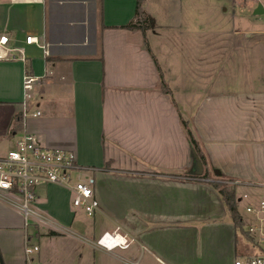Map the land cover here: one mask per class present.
Wrapping results in <instances>:
<instances>
[{
	"label": "crops",
	"instance_id": "0c3cea01",
	"mask_svg": "<svg viewBox=\"0 0 264 264\" xmlns=\"http://www.w3.org/2000/svg\"><path fill=\"white\" fill-rule=\"evenodd\" d=\"M241 1L142 0L155 25L143 32L125 26L136 20L137 0H0V34L25 51V57L15 52L13 58L0 59V116L5 117L0 139L15 144L20 134L32 132L47 147L74 151L78 165L100 182L116 173L138 174L133 197L116 196L111 203L100 194V182L94 189L98 213L137 242L127 248L97 247L101 233L96 234L92 223L69 229L71 193L55 184L40 187L38 197L44 189L47 198L39 203L41 209L65 224L50 217L60 229L48 228L59 235L36 234L46 241L32 257L37 264H228L231 259L233 264L238 256L264 254V245L238 244L239 232L213 185L235 184L236 194L244 187L255 203L264 195V83L254 88L237 82L242 78L246 84L255 73L264 74V14H254L264 2ZM27 35L40 44H26ZM145 37L171 94L161 88ZM25 74L38 78L31 100L26 98ZM25 103L41 115H26L17 127ZM182 119L204 155L203 172L219 169L224 174L219 179L193 177V144ZM167 184L189 193L160 197ZM242 197L236 195L246 222L239 207ZM1 198L8 202L7 195ZM171 201L177 204L163 207L162 202ZM192 202L206 209L197 222L200 227H232V251L222 252L219 242L216 250L203 248L199 257L192 253L186 261L174 253L168 224L191 221ZM133 214L138 220L153 214L157 227L125 231L118 221ZM17 215L23 222L19 211ZM24 227L0 214L5 264H27L23 246L34 235L21 233ZM100 229L110 230L105 224ZM15 244L20 249L12 254L9 248Z\"/></svg>",
	"mask_w": 264,
	"mask_h": 264
},
{
	"label": "built area",
	"instance_id": "2783aa9c",
	"mask_svg": "<svg viewBox=\"0 0 264 264\" xmlns=\"http://www.w3.org/2000/svg\"><path fill=\"white\" fill-rule=\"evenodd\" d=\"M25 43L40 44L39 39L33 35H27ZM15 52L25 57L23 47L13 43L7 34H0V59L13 58ZM37 79V76L31 74L24 75V88L29 100L32 99L31 90ZM26 103L24 116L29 111ZM31 114L40 116L41 111L36 109ZM75 171L79 172L78 179L73 176ZM87 173H90L89 169L78 165L74 151L47 147L34 133L25 131L16 138L13 148L0 156V196H8V202L22 214L26 228L38 223L59 230L60 225L39 206L38 189L51 184L64 187L72 193L74 206H81L87 215L94 216L96 212L101 211V206L94 192L95 178ZM248 197V194H244L242 198ZM245 210L252 214L245 229L252 237L255 236L257 241L264 242V198L256 203L248 202ZM134 241V237L121 231L118 226L113 231L103 232L95 245L104 250H111L117 247L127 248ZM38 250L39 246L30 243L27 238V264H37L31 255ZM233 264H264V254L238 256L233 260Z\"/></svg>",
	"mask_w": 264,
	"mask_h": 264
},
{
	"label": "rangeland",
	"instance_id": "374dc122",
	"mask_svg": "<svg viewBox=\"0 0 264 264\" xmlns=\"http://www.w3.org/2000/svg\"><path fill=\"white\" fill-rule=\"evenodd\" d=\"M262 1L264 2V0H262ZM239 2H244V1L239 0ZM246 3L247 4L257 3L258 4V1L257 0H246ZM237 11L242 12L241 9H237ZM209 31H211V29H209ZM209 35H211V34H209ZM145 47H146V45H145ZM262 75H264V74L255 73L254 75H252L251 80H248L246 84L241 83L242 78H240L237 82L241 86H244V85L250 86V87L252 86L254 88L259 87L262 83H264V76H262ZM258 76H260L262 79H259ZM32 111H33V108L29 109L27 116H30ZM4 122H5V117L0 116V128H1L0 131H2V127H3ZM0 133H2V132H0ZM13 144H14L13 141H11L10 139L1 138L0 139V151H1V153H5L8 150H10L11 148H13ZM62 149L71 150V149H67V148H62ZM203 174H204V172L201 175H203ZM205 174L206 175L203 176L204 178L206 176H208V177L216 180V179H219V177H221V176H216L212 172V169L210 171L207 170L205 172ZM87 175H93V177L95 178V184H94V189H95L96 185H98V182H100L98 177L92 173H87ZM116 175L111 176L110 180L106 181L105 183H104V180L100 182V184L102 185L99 188L100 194L104 198H107L106 197V195H107L109 197V200L111 201V203L114 202V200L112 198L115 199L116 196H118V198H121V197L123 198L124 195H128L129 197L130 196L133 197V193L136 190L134 187V182H132V181H134L136 179V177H138L137 173H127V174L124 173L121 175L116 173ZM201 175H199V177H202ZM221 175L223 176L224 174H221ZM73 176H74V178L78 179L79 172L78 171L73 172ZM223 182L227 186L235 187V184L227 183L226 181H223ZM122 184L126 185V186L129 185V186L123 187ZM131 185L133 187H130ZM166 186L168 188V189L167 188L164 189L166 193H163V190H162L160 197H167L168 196V197H171V199H174L175 197H181V193H185V195H188V193H189V191H187V190L184 192H180L179 190H174V189H172L173 186L170 184H167ZM160 190H161V188H160ZM244 193L249 194L248 190L246 188L239 187L237 189V194L239 195V197H242ZM193 195L198 196L196 194V192H193ZM156 197H159V196L157 195ZM72 198H73V195L71 193L70 197H68L69 202H70L69 207H70V211L74 214V216H73L72 223H71L72 225L70 227L68 226L69 229L75 230L77 228V226H79V225L81 227L86 228L92 223V225L95 227V231H96L97 235H100V233L101 234L103 233V232H101L100 228L104 224L110 228L109 231L114 230L113 229L114 227L111 225L110 221L106 217L102 216L98 212H96L94 216L87 215V213L84 211V209L81 206H74L72 204ZM249 198H250V196L248 197V199L242 198V200L240 201V205H239L240 210L242 212V215L244 217V220L246 221V222H244L245 227H248L247 223L251 220V217H252V214L246 212V210H245V207L248 204V202H253V201L249 200ZM261 198H264V195ZM45 202H47V198H46V192L43 189L41 191V196L38 197V203H45ZM135 202H136V199H135ZM171 202H172L171 204H168L167 202H162V204H165V205H163V207L168 209L169 207L175 206L177 204V201H171ZM154 204H157V203H154ZM134 207H135V205L133 203L132 208H134ZM134 209H131L129 213H134ZM117 210L120 211L119 207ZM188 210L190 211V212H188V215L193 217V219L191 221H188L187 219H184V220L182 219L181 221L177 220V221H171L169 224L167 223L168 225L172 226L168 229L169 230L168 232L173 233V234H171V237H170L172 243H170L169 245L171 246V248L175 254H177L181 258L185 259V261H186V260L192 259V258H190L192 256V253L194 254V257H199L200 253L202 251H204V249L206 247L209 248L211 251L216 250L217 247H219L218 244H220V243H221L220 245H221L222 252L227 253L228 248L230 251H232L233 246H234V231H233L231 226H229L228 224H220V225H213L211 227H209V226L208 227L207 226L200 227V225L197 222L201 218L204 219L203 213L206 212L205 211L206 209H204L203 206L200 205V203L192 202V205H191L190 209H188ZM17 213H18V211L12 205H10L9 202L4 201L0 197V214L1 215L3 214V215H6L7 217H10L12 220H14V222H16L18 224L24 223V221L23 222L21 221V218L17 215ZM153 216H154L153 214H152V216L145 215V217H143L141 220H138L137 215L133 214L131 216V218L128 216V220L118 221V223H121V226L125 231H128V230L129 231H136V229H139L140 225H141V229H143V230H151V229H155L157 227V219ZM49 217H51V216H49ZM51 218L53 219L54 217H51ZM53 220L58 222L60 225L65 224V223H62V220H60V219L54 218ZM167 224H164V225H167ZM190 224L194 225V226L196 225L197 228H195V227L192 228V226L189 227ZM179 225L184 226V228L179 227ZM198 229H199V234L196 236V234L198 233ZM25 231H29V233L34 235L32 237V240L30 241V243H35L37 245L38 244L41 245L42 242H41V240L39 241L36 234H38L40 232L42 235L51 236V234L49 232L52 230L49 229L46 224L36 223V224L28 226L26 229L24 227V229L21 230V233L22 232L25 233ZM55 235H59V234H55ZM206 235H208L209 238L207 237V239H206L205 238ZM254 238H255L254 241H250V240L248 241L245 235H242L241 233H239L238 244L248 242L251 245V247L255 246V245H258V247L261 245H264L263 242L261 243V242L257 241V238L255 236H254ZM45 242L46 241L44 240V242L42 244H45ZM95 242H96V240H95ZM15 245L13 248H9L12 251V254H15V252L18 251V249H20L18 245H16V246ZM134 245L137 246V242H134ZM23 250H24V254H25V243L23 246ZM36 255H37V251L34 254H32L31 256L33 258H35ZM0 256H1V259L4 263L3 254L1 252V250H0ZM231 263H232V259H231L230 263H228V264H231ZM223 264H225V263L223 262Z\"/></svg>",
	"mask_w": 264,
	"mask_h": 264
},
{
	"label": "trees",
	"instance_id": "16d2710c",
	"mask_svg": "<svg viewBox=\"0 0 264 264\" xmlns=\"http://www.w3.org/2000/svg\"><path fill=\"white\" fill-rule=\"evenodd\" d=\"M135 18H136V20L134 22H131L125 26L128 28H136L137 27V28H140L143 32L146 29L153 28L155 26L154 25V19L150 15H148L143 9L142 0H137ZM145 45H146L147 50L151 53V55L155 61V64L157 65L158 71L160 73L162 90L167 94H171V91H170L169 87L167 86V84L163 78V74H162L161 69L158 65V62H157L154 54L152 53L151 48L149 47L148 40L146 37H145ZM24 107H25V105H24ZM24 107H23L22 112H20L18 114L19 118L17 119L18 120L17 127L21 126V124H22L21 119H22V117H25L24 116V112H25ZM182 123L185 126V128L187 130V134L189 135V137L191 139V142L193 144V148L196 150V152L199 155V157L201 158V160H204V155L202 154L200 147H199V144H198L197 140L195 139L192 131L189 129L187 121L182 119ZM205 175L206 174L204 173L201 176L203 177ZM193 177H199V176L193 175ZM213 185L218 189L224 203L226 204V206L230 212L235 231L244 234L248 240L254 241L255 238L252 237L251 235H249V232L246 229H244V221H243L242 216L238 210L235 188L225 185L224 182H214ZM49 233L51 235L59 234L55 231H50Z\"/></svg>",
	"mask_w": 264,
	"mask_h": 264
},
{
	"label": "water",
	"instance_id": "95a60500",
	"mask_svg": "<svg viewBox=\"0 0 264 264\" xmlns=\"http://www.w3.org/2000/svg\"><path fill=\"white\" fill-rule=\"evenodd\" d=\"M254 14L256 15L264 14V7L261 3H259L258 6L256 7ZM192 154L194 158V166H193L194 169L192 171V174L201 175L203 173V163L201 161V158L199 157V155L197 154L194 148L192 149ZM213 172L216 176H221L222 174L219 169H214ZM0 264H4L1 259V256H0Z\"/></svg>",
	"mask_w": 264,
	"mask_h": 264
},
{
	"label": "bare ground",
	"instance_id": "6f19581e",
	"mask_svg": "<svg viewBox=\"0 0 264 264\" xmlns=\"http://www.w3.org/2000/svg\"><path fill=\"white\" fill-rule=\"evenodd\" d=\"M119 238H120V236H119ZM122 239V238H121Z\"/></svg>",
	"mask_w": 264,
	"mask_h": 264
}]
</instances>
